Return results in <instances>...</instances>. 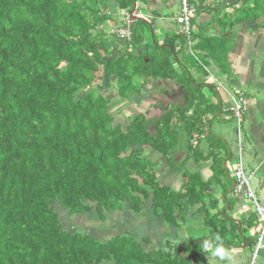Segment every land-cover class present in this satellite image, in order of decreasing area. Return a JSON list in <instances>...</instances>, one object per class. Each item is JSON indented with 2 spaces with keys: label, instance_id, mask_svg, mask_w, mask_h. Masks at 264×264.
Returning a JSON list of instances; mask_svg holds the SVG:
<instances>
[{
  "label": "trees",
  "instance_id": "trees-1",
  "mask_svg": "<svg viewBox=\"0 0 264 264\" xmlns=\"http://www.w3.org/2000/svg\"><path fill=\"white\" fill-rule=\"evenodd\" d=\"M199 3L189 37L175 32L158 44L150 28L148 46L136 39L133 27L137 0H0V264H207L203 239L170 240L156 251L126 235L100 241L78 226H65L58 212L66 210L69 221L95 211L104 224L113 213L137 217L146 210L176 230L183 228L186 207L201 205L199 213L207 212L209 184L187 173L188 184L173 191L160 183L156 165L144 153L165 158L171 170L186 154L185 160H212L214 175L221 171L214 146L205 156L200 151L216 139L209 116L220 115L226 95L218 84H209L219 93L213 104L201 88L211 66L233 88L229 54L238 33H264V0ZM116 8L132 18L129 43L106 28ZM229 9L234 14L223 16ZM203 12L209 23H200ZM214 22L219 35L211 31ZM177 53L195 54L201 82ZM159 82L179 87L186 101L182 108L170 104L156 119L147 111L122 123L101 93L110 88L120 101L143 104L144 91ZM222 221L208 214L210 237L218 233L226 247H238L237 240L225 237L242 231ZM256 240L245 242L251 251Z\"/></svg>",
  "mask_w": 264,
  "mask_h": 264
},
{
  "label": "crops",
  "instance_id": "crops-1",
  "mask_svg": "<svg viewBox=\"0 0 264 264\" xmlns=\"http://www.w3.org/2000/svg\"><path fill=\"white\" fill-rule=\"evenodd\" d=\"M174 1L172 2L175 3ZM162 3L167 4V0H163ZM160 15L161 13L159 14L156 13V18H158L159 20L161 18ZM209 16L210 15L204 14L203 16L204 19H202L201 17L200 23L203 24L209 23L211 20V18H208ZM205 29L207 30V28ZM211 31L213 35H219L221 32L220 28L217 26L215 22L211 25ZM160 35L163 37V40L167 37V36L165 37V35H162V32L160 33ZM229 61L231 64V71L233 77L235 78L240 77L243 80L245 84V88L247 90L245 92L242 89V87L239 86L237 82H235V79L233 78L231 81L234 85L233 88L230 89L228 86H225L227 89L231 91L242 93L241 95L245 96L248 106L246 108V111L244 112L245 121L242 124L247 128L244 129L243 126L241 128L238 127L239 142H237L236 145L239 148V145L241 144V147L243 149L241 159L243 166H245L246 168L245 172L248 176L252 177V181H251L252 189L253 191L255 190L254 192L264 204V33L263 31L262 30L256 32L243 31L240 34L238 33V38L236 39V43H235V49L229 54ZM256 68L258 69V72L260 71V73H258L260 74L259 79L255 78ZM208 71H209V75L215 78V80L220 83L219 79L221 76L217 73L218 70L214 66H211ZM225 82L227 85L226 78H225ZM213 83H209V84H213ZM156 84H159L161 89H164V86H168V88L171 91V89L173 88L168 83L165 84L159 82ZM243 129H244L245 137L243 135ZM240 137H241V141L239 140ZM192 140L193 138L190 139V143L192 142ZM218 140L221 142L220 139ZM209 150H210L209 143L202 144V152H204V154L202 155L205 156L206 153H209ZM153 154H155L156 156L155 165H156L158 180L160 181L161 184L163 183L164 186L172 188L173 191H179L184 182L188 184L189 178L185 179V175H187L188 173L189 175H195L200 177L202 183L206 185L209 184L211 186V187L210 186L207 187V189L205 190V192H207L206 194H210V196L214 194L219 195L221 194V189H223V192L225 193L224 188H222L223 182H221L218 179L220 178L219 175L221 174L223 176H227V178L230 179L232 185L228 187V192L233 193V186H234L233 171L237 167L238 156L235 158V161L233 163L231 164L225 163L223 167H221L220 165L221 171H217L216 174L214 175L213 163H210V160L207 161L205 159H201L198 162H195L193 159L185 160L187 159L186 154L185 155L182 154L179 155V157H177L180 166L173 167L174 170H171V167L168 166L167 164L165 165H162L163 163L160 164L161 161V160L159 161V159H161L160 155L154 152ZM183 165L185 166L183 167ZM230 167L231 169H229ZM215 176H217L216 177L217 182L215 183V185H212L211 182L213 181ZM223 198H224L225 207H223L220 210L219 208H217L216 205L214 206V204L213 206L207 207V212L203 211L201 213H199V210L202 208L201 205L194 206L193 208L190 206H188V208L186 207L183 228L187 222H194L195 220H200L201 226L199 225V227H196V229L197 231H201L202 236L200 239L197 238L193 241H197L201 239H203L204 241L205 239L210 238V234H212V229H213L212 225L207 223L208 214L209 216L217 215L223 218L224 220H226L224 222L222 221L223 226L226 225L229 227L235 224L236 226L239 227L238 232L240 233V231H242L243 235L242 236L238 235L237 237H234V235L230 231H228L225 237L226 241H230L232 239V240H237V243H240L238 247L237 246L228 247L229 249H231L234 258L236 254H238L236 252V249L239 248L240 251L249 249V246H246L245 242L250 244L251 239L255 237L258 233L254 229H250L252 228V225L250 224L249 225L247 224V228H249V230L243 229L244 224H246L247 221L246 216H248V214L247 215L243 214L241 212V208H237L238 206L236 204L237 202L236 198L229 199V196H227V194ZM225 208L226 210H224ZM252 212L253 210L251 211V213ZM146 213L147 211L145 210L144 215L137 216V219L136 218L134 219L135 216L131 215V213L126 211L122 213H117V212L113 213L108 216L107 222L105 224H99V231L93 229L89 232L97 240L103 241V240H109L114 236L126 235V233L130 232V230L132 229L131 226L133 225H135L137 230L139 231H141L142 227H148L149 229L144 228L142 231V232L149 231L148 234L149 237L145 236L146 238L144 237V239L142 240V244H146L145 241L147 240L149 246H151L150 249H152V244L154 243L156 244V250H161L164 248L165 243L167 241L172 240L171 237H174L175 239L177 238L179 234L178 232L179 229L176 230L173 227H166V225H164V223L162 222L161 218H155L153 216L154 220L156 221L154 222L152 221L151 216H148ZM224 215H227L228 219L225 218ZM252 215H254V213ZM85 217L87 218V216ZM78 218L83 219L81 217ZM78 218H76L75 220H77ZM121 219H123V222H119L116 225L110 224V221L112 220L120 221ZM136 220L138 223L136 222ZM78 227H80V225H78ZM95 227L97 228L98 224H96ZM151 227L152 229H150ZM231 229L233 230V228ZM84 230L87 231V229ZM155 230H156V238H153L151 237L150 233H154ZM184 238L186 239L184 242L192 241L189 240V236H187V234L184 236ZM155 240L156 242H153ZM173 242L175 243L176 241ZM224 244L227 245L228 243L224 242ZM207 252H208L207 260H209V264H221V262H219L217 258L211 254V252L209 251ZM256 264H264V248L260 254L258 263Z\"/></svg>",
  "mask_w": 264,
  "mask_h": 264
},
{
  "label": "rangeland",
  "instance_id": "rangeland-1",
  "mask_svg": "<svg viewBox=\"0 0 264 264\" xmlns=\"http://www.w3.org/2000/svg\"><path fill=\"white\" fill-rule=\"evenodd\" d=\"M139 2L140 5H137V18L134 19L133 22V27L136 30V35L137 38H143L144 41H146L148 43L149 46V39L152 38L151 36V31L150 28H152L154 35V38L156 40V42H158V44H162L163 37L160 35V33L162 32V35L166 36H171V33H175V32H180L182 34V26L180 24H177L176 22L177 19L180 16L181 13V6L178 3V0H167V4L162 3L163 0H160L156 2V0H137ZM142 1V2H141ZM172 1H174L175 3H173ZM177 1V2H176ZM189 4L193 7H195L196 9H198V5L199 0H189ZM110 6H114L112 4H110ZM115 11V9H114ZM158 11V12H157ZM115 14L109 16V23L106 25L108 27V33L110 34V36L112 37L113 35H115V32L119 29H122L121 26H126L125 24V17L126 15H124L122 12H120L117 8H116V12H114ZM156 13L160 15V20L158 18H156ZM204 12L200 15L201 17L204 16ZM229 14L233 15L234 11L232 9H229L227 11H223L222 15L225 16ZM222 16V17H223ZM199 21H201V18L199 19ZM145 22V23H144ZM135 23V24H134ZM150 25V26H149ZM149 27V28H148ZM193 30L197 31V28H193ZM209 35V34H208ZM179 45V44H178ZM157 54V53H156ZM179 55V59L184 62V66H187L188 69H190V73L192 75V78H194V80L201 82L202 78L201 77L203 75L202 71H198L197 72V67L196 64L200 65V62L194 57L195 54L194 53H177ZM148 62V61H147ZM173 68L177 69V71H179V68H177L176 62H173ZM260 71L258 72V69H255V78L259 79ZM233 79H235V82H237L239 84V86L242 87V89L246 92V88H245V84L243 82V80L240 77H233ZM220 89H222V91L224 92V90L227 91H231L229 89H227L225 86L226 82H225V76H221L220 79ZM215 82V79L213 77H210L209 80H207V83H213ZM166 84V83H165ZM209 84H205L204 87L201 88V93L204 94L207 99L211 100L213 102V104H215L219 98V93L216 92V87L214 86V89H211L208 87ZM107 84H104V87H106ZM159 87V88H157ZM156 89V90H155ZM148 93H146V91H144V98H142V102L143 104H139V102L136 101H129V102H123L120 101L117 97L116 91H114L113 89H106L105 91H101V93L104 96H107L108 99H110L112 101L111 104V109L114 113H116V117L119 118L120 122L124 123L126 122L127 118L132 115V116H136L139 115L140 113H145L147 111L150 112V117L153 118H159L161 112L164 109H167V107L170 104H176L182 108L184 107V103L186 100L181 98V90L179 89V87H174L171 89L168 88V86H164V89H161L159 84H156V87L154 86L153 88L148 87L147 88ZM161 90V91H159ZM158 91V93H157ZM154 92L156 93V96H151L152 98H149L150 96L148 95L149 93ZM179 95V97H178ZM193 96H195L192 93ZM170 96H172L170 98ZM182 99V100H181ZM176 102V103H175ZM248 107V106H247ZM223 114V110H221L220 112V117L222 119V115ZM159 116V117H158ZM214 118L213 115L209 116L210 119V130L212 133V137L216 138V139H220L221 140V144L220 142H218L216 139H211V143H209V146H214L213 150H214V156L218 159V163L219 165H221V167H223V165L225 163H233L235 161V158L237 156H239V149L237 147V142L238 141V125L235 121V118L232 119L231 122L226 123L223 122L220 117ZM244 129L247 128L246 126H243ZM244 129H243V135H244ZM148 131L151 134H154V127L151 124H148ZM245 137V135H244ZM193 147H196L197 143L196 140H192V142L190 143ZM219 147L220 150L216 151V148ZM238 148V149H237ZM230 151V154H229ZM201 154H204V152H202V146H201ZM144 156L147 157L152 163L156 164V156L155 154H153V152L151 151H146L144 153ZM161 160V161H160ZM160 164L165 165L167 163L166 159L161 157V159H159ZM179 164V161L177 162ZM210 163H213L212 160H210ZM234 165V164H233ZM214 170L216 168V165H214ZM245 168V166H244ZM231 169V167L229 168ZM246 169V168H245ZM216 177H214L213 181L211 182L212 185H215L216 181ZM220 178H218L222 183V188H224L225 193L223 192V189H221V194L219 195H211L207 194L206 196V206H214L216 205L217 208L222 209L223 207H225V203H224V196L227 194V196H229V199L231 198H236L237 202V208H241V212L243 214H248V216H246L247 221L246 224H244L243 229L244 230H249V228H247V224L252 225V228L250 229H254L255 231H257V233H261L262 231V224L260 222H258L257 217L252 215L254 213H251L252 211V205L250 203H248L244 196L243 193H240L238 195H234L233 193L228 192V187H230L232 184L230 182V179L227 178V176H223V175H219ZM211 187V186H210ZM255 191V190H254ZM224 194V195H223ZM231 202V201H230ZM62 208V207H61ZM218 210V209H217ZM226 210V208L224 209ZM66 211V210H64ZM64 211L59 210V214L61 215V218L63 219V223L65 226H70V225H75L78 226L80 225V227H78V229L84 231V229H87V231H91V230H97L99 231V224H103L99 221V218L96 214L95 211H93V213L91 215H86L87 218H83V219H79L78 216L72 218V220H67V216L64 213ZM145 211V210H144ZM68 213V212H67ZM231 214V213H230ZM148 216H151L152 221L156 222L153 218V216L151 214H148ZM76 218H78L77 220H75ZM137 219V217L135 216L134 219ZM146 219V218H145ZM107 222V220H106ZM105 222V223H106ZM119 222H123V219L119 220H112L110 221V224L112 225H116ZM137 222V220H136ZM135 222V223H136ZM149 222V221H148ZM200 220H195L194 222H187L184 226L183 229H179V234L177 236V238L175 239L174 237H171L172 241H176L175 243H181L184 242L186 239L184 238V236L187 234V236H189V240H195L197 238H201L202 233L201 231H197L196 227H199L200 225ZM104 223V224H105ZM138 223V222H137ZM98 224V227L96 228L95 225ZM90 226V228H89ZM201 226V225H200ZM106 227V226H104ZM131 230L129 233H126V236L132 237L134 240H136V242L140 243V245L142 246L143 249H145L146 247H148L149 250H154L156 251V244H152V249H150L151 246L146 245V244H142V240L144 239L145 236L149 237V231L148 232H142L144 228H148V227H140L141 231L137 230L136 226L133 225L131 226ZM149 229V228H148ZM152 229V227L150 228ZM137 230V231H136ZM151 237L156 238V230L154 233H150ZM146 238V237H145ZM193 238V239H192ZM153 242H156L153 241ZM236 252L238 254H236V256L233 259V263L236 264H249L251 262V257H252V253L249 249H245L240 251L239 248L236 249ZM213 257V256H212ZM211 262V261H210ZM258 263V261H257ZM207 264H209V260H207Z\"/></svg>",
  "mask_w": 264,
  "mask_h": 264
},
{
  "label": "built area",
  "instance_id": "built-area-1",
  "mask_svg": "<svg viewBox=\"0 0 264 264\" xmlns=\"http://www.w3.org/2000/svg\"><path fill=\"white\" fill-rule=\"evenodd\" d=\"M179 4L181 6V13L179 18L177 19V23L182 26V34H185L187 37H189L191 34V21L196 15V10L195 8L190 6L189 0H179ZM125 24L126 26L116 31V35L121 41L129 43L131 42L132 25V18L130 15H126ZM224 94L226 95V99L223 103V111L225 113V116H223L222 118L224 121L229 122L231 121L232 116H234L237 125L240 128L243 122L241 113L247 108L246 99L236 91L224 90ZM239 140L241 141V137L239 138ZM239 147L240 159L237 163L236 169H234L233 171V193L235 195L243 193L245 200L252 205V210H254V215L257 217L258 222L262 224V231L258 234L257 246L252 253L251 262L249 263L256 264L260 257L261 250L264 247V204L252 189V177L246 174L241 159L243 153L241 144L239 145Z\"/></svg>",
  "mask_w": 264,
  "mask_h": 264
},
{
  "label": "clouds",
  "instance_id": "clouds-1",
  "mask_svg": "<svg viewBox=\"0 0 264 264\" xmlns=\"http://www.w3.org/2000/svg\"><path fill=\"white\" fill-rule=\"evenodd\" d=\"M178 3H179V0H178ZM195 10H196V8H195ZM122 27L123 26H121V28ZM115 35H116V32H115ZM215 83L219 85V90L222 91V89H220V83L217 82L216 80H215ZM256 239H258V234L256 235ZM202 246H203V249L205 251L211 252V254L213 256H215L217 258V260L219 262H221V264H233V259L234 258H233V255H232V251H231V249H229L228 247L225 246V244L223 242V238L218 233L217 234H213L209 239H205L202 242ZM256 246H257V240H256L255 247ZM255 247H254L253 251L255 250ZM253 251H252V253H253ZM262 251H263V249L261 250V252Z\"/></svg>",
  "mask_w": 264,
  "mask_h": 264
},
{
  "label": "water",
  "instance_id": "water-1",
  "mask_svg": "<svg viewBox=\"0 0 264 264\" xmlns=\"http://www.w3.org/2000/svg\"><path fill=\"white\" fill-rule=\"evenodd\" d=\"M192 262H193V264H195L194 261H192Z\"/></svg>",
  "mask_w": 264,
  "mask_h": 264
}]
</instances>
